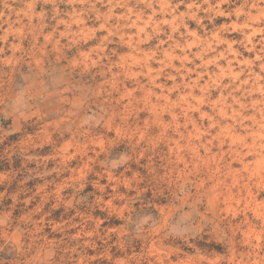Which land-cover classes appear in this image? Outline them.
Masks as SVG:
<instances>
[{"label":"rangeland","instance_id":"1","mask_svg":"<svg viewBox=\"0 0 264 264\" xmlns=\"http://www.w3.org/2000/svg\"><path fill=\"white\" fill-rule=\"evenodd\" d=\"M0 264H264V0H0Z\"/></svg>","mask_w":264,"mask_h":264}]
</instances>
